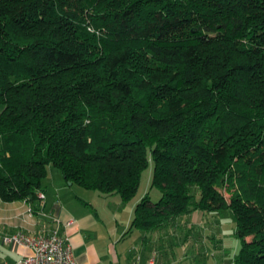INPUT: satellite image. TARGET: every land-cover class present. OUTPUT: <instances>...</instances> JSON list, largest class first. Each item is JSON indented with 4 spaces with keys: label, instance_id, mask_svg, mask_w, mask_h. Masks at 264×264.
Masks as SVG:
<instances>
[{
    "label": "trees",
    "instance_id": "obj_1",
    "mask_svg": "<svg viewBox=\"0 0 264 264\" xmlns=\"http://www.w3.org/2000/svg\"><path fill=\"white\" fill-rule=\"evenodd\" d=\"M0 105L3 201L51 165L126 202L151 162L130 228L230 209L264 264V0H0Z\"/></svg>",
    "mask_w": 264,
    "mask_h": 264
},
{
    "label": "crops",
    "instance_id": "obj_2",
    "mask_svg": "<svg viewBox=\"0 0 264 264\" xmlns=\"http://www.w3.org/2000/svg\"><path fill=\"white\" fill-rule=\"evenodd\" d=\"M1 109L0 105V112ZM59 185L54 188L56 193L44 189L43 198L37 205L25 200L3 201L0 198V264H17L23 256L31 253L28 248L5 242L4 236L18 230L28 234H47L55 229L68 238L76 264H139L152 255H156L159 263L170 264L163 256V234L174 232L175 242L178 224L169 223L159 229L146 231L148 235L142 237L140 246H133V243L128 244L134 229L130 228L133 209L127 210L125 218L115 215L103 217L98 209L91 208L90 202L78 197L71 198V193ZM77 202L89 207H81ZM201 213L195 210L189 214H195L194 225L199 226L202 221V217H199ZM180 222L182 227L189 224L190 228L192 219L191 222ZM147 242L154 243L151 250H145Z\"/></svg>",
    "mask_w": 264,
    "mask_h": 264
},
{
    "label": "rangeland",
    "instance_id": "obj_3",
    "mask_svg": "<svg viewBox=\"0 0 264 264\" xmlns=\"http://www.w3.org/2000/svg\"><path fill=\"white\" fill-rule=\"evenodd\" d=\"M151 176L152 163L150 162L142 173L136 194L126 202L121 201L119 196L115 194L106 195L98 190L85 189L76 184L66 186L65 183L68 184V182L65 181L60 170L51 165L47 166V175L43 181V186L49 193L54 191L56 193L57 190H54V188L61 184L65 190L71 193V198L76 199L75 197H78L80 200L90 202L91 208L98 209L103 217L115 215L117 218H125L127 210L133 209L144 194L149 193L152 201H156L160 197V193L156 188L150 189ZM222 192L228 199L230 194L225 191ZM62 198L65 202V198ZM194 198H198V193ZM81 207L88 208L89 206ZM199 217H202L199 226L193 224L196 221L195 214L191 216L189 214L184 215L179 218L181 220H176L175 223L179 225L177 227L179 232L178 238L175 237V242L174 232H164L163 245L161 241L164 248V258L170 264H232L233 257L240 247V241L235 234L236 225L232 211L226 209L215 212H202ZM191 219L190 228H188L189 224L182 227L180 221L186 223L187 221L191 222ZM132 231L128 244L133 243V246H140L142 237L148 235L146 230L134 228ZM167 242H169L168 246L166 245ZM147 243L145 250H151L154 243Z\"/></svg>",
    "mask_w": 264,
    "mask_h": 264
},
{
    "label": "built area",
    "instance_id": "obj_4",
    "mask_svg": "<svg viewBox=\"0 0 264 264\" xmlns=\"http://www.w3.org/2000/svg\"><path fill=\"white\" fill-rule=\"evenodd\" d=\"M43 198V194H40ZM4 241L28 248L31 253L23 256L17 264H76L72 254V246L68 238L57 229L47 234H28L22 230L4 236ZM161 264L156 255L149 257L144 263Z\"/></svg>",
    "mask_w": 264,
    "mask_h": 264
},
{
    "label": "water",
    "instance_id": "obj_5",
    "mask_svg": "<svg viewBox=\"0 0 264 264\" xmlns=\"http://www.w3.org/2000/svg\"><path fill=\"white\" fill-rule=\"evenodd\" d=\"M71 183L70 182H68V185H70Z\"/></svg>",
    "mask_w": 264,
    "mask_h": 264
}]
</instances>
